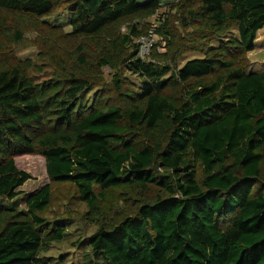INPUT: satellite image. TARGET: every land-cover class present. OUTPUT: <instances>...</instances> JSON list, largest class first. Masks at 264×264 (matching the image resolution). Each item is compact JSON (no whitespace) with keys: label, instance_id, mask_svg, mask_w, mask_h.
Segmentation results:
<instances>
[{"label":"trees","instance_id":"16d2710c","mask_svg":"<svg viewBox=\"0 0 264 264\" xmlns=\"http://www.w3.org/2000/svg\"><path fill=\"white\" fill-rule=\"evenodd\" d=\"M23 24L52 77L16 57ZM263 28L264 0H0V264L56 263L41 254L66 234L43 215L58 186L98 226L81 264H264V69L247 58ZM23 155L48 182L18 196Z\"/></svg>","mask_w":264,"mask_h":264},{"label":"rangeland","instance_id":"374dc122","mask_svg":"<svg viewBox=\"0 0 264 264\" xmlns=\"http://www.w3.org/2000/svg\"><path fill=\"white\" fill-rule=\"evenodd\" d=\"M143 1V0H139ZM176 0H161L163 4L168 2H174ZM169 10L166 7H162L159 13H168ZM174 13V11H172ZM154 18L150 19L153 22ZM50 23L61 24L65 32H69L70 28L67 25V14L57 12L49 19ZM26 29L22 42L16 47L14 53L16 57L21 60L31 59L35 63L46 64L44 71L46 74H38L34 72L40 79H47L55 74V70L51 65L49 57H45V54L39 52L37 47L34 45V40L38 36L35 31L29 27L26 28V24H23ZM232 36L235 34L230 33ZM158 38L153 40V48L157 45ZM41 53V54H40ZM197 53H188L182 55L177 61V66H181L186 60L198 57ZM247 58L250 63V69L253 71H261L264 69V28L261 29L255 39V48L252 52L247 54ZM114 75V72L109 69L103 70V76L106 82H109ZM131 82L137 83L139 80L136 76L124 74ZM17 168L26 171L30 177L17 188L20 192L18 196L25 194H31L36 192L43 184L48 182V178L45 172V162L42 156L39 155H23L15 158ZM66 189L58 186L55 189V195L53 197L54 202L44 212V217L52 222L55 219L65 218L66 223V234L60 241L53 242L50 244L49 249L43 252L41 255L52 257L56 262L55 264H81L87 263L89 252L85 240L91 236L98 226L89 221L84 213L86 211V205L81 202L77 197L72 195V192L66 193ZM158 190L156 187H150V194L156 193ZM124 197L123 201H119L118 204L113 208L112 219L117 220L118 217L128 215L134 210L136 201L133 200L131 193L122 194ZM23 204H21L22 207ZM81 240V241H78ZM78 241V243H77ZM82 242V243H81ZM81 243V244H80Z\"/></svg>","mask_w":264,"mask_h":264},{"label":"built area","instance_id":"2783aa9c","mask_svg":"<svg viewBox=\"0 0 264 264\" xmlns=\"http://www.w3.org/2000/svg\"><path fill=\"white\" fill-rule=\"evenodd\" d=\"M152 23L155 24V26L158 24V22H155L154 20ZM155 38V34H153L152 30H150L147 34L136 39V43L138 45V55L142 60L149 58L151 50L153 49V40Z\"/></svg>","mask_w":264,"mask_h":264}]
</instances>
